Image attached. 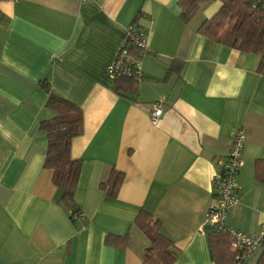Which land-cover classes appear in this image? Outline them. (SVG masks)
I'll list each match as a JSON object with an SVG mask.
<instances>
[{
  "label": "crops",
  "instance_id": "obj_1",
  "mask_svg": "<svg viewBox=\"0 0 264 264\" xmlns=\"http://www.w3.org/2000/svg\"><path fill=\"white\" fill-rule=\"evenodd\" d=\"M219 5L204 3L183 22L178 0L0 2V264H144L151 243L134 223L141 211L170 242L171 264H219L208 242L215 227L205 216L212 177L237 128L245 133L243 165L223 223L257 232L264 221L257 177L264 74L259 54L197 31ZM131 24L147 36L142 77L115 81L106 66ZM48 92L81 109L82 129L70 143L80 160L75 220L44 167ZM112 171L123 175L115 195L100 184ZM262 249L236 264H256Z\"/></svg>",
  "mask_w": 264,
  "mask_h": 264
},
{
  "label": "trees",
  "instance_id": "obj_2",
  "mask_svg": "<svg viewBox=\"0 0 264 264\" xmlns=\"http://www.w3.org/2000/svg\"><path fill=\"white\" fill-rule=\"evenodd\" d=\"M213 1H219V7L211 16L201 21L197 31L215 42L239 51L259 54L257 71L264 74V0H178L179 18L183 22H189L202 4ZM132 26L140 30L139 27ZM126 48L131 55L141 56V48L130 40L126 42ZM114 79L127 83H135L139 80L127 76H118ZM46 106L53 115L40 122L47 138L44 167L52 170V181L59 190V200L68 208L70 218L75 220L77 218H73V213L78 210L72 207V204L80 171V160L71 157L70 143L82 129L81 109L73 102L50 92ZM261 163L264 162L257 161L259 165L257 177L264 180V170H262L264 168L261 167ZM122 177L121 172L112 171L108 179L100 184L102 187H108L110 195H115ZM134 223L151 243L145 249L143 263L171 264L176 253L172 250L170 242L158 232L156 221L152 220L147 212L141 211ZM233 240V235L225 228H214L209 232V246L217 263L236 264L246 256L236 258L238 251L232 248ZM260 246L264 248V241ZM256 264H264V249Z\"/></svg>",
  "mask_w": 264,
  "mask_h": 264
},
{
  "label": "built area",
  "instance_id": "obj_3",
  "mask_svg": "<svg viewBox=\"0 0 264 264\" xmlns=\"http://www.w3.org/2000/svg\"><path fill=\"white\" fill-rule=\"evenodd\" d=\"M7 1L15 2L17 0ZM128 40L141 48V55L147 51L146 34L141 30L135 29L132 25H128L125 38L118 46L112 61L106 66V73L112 79L118 76L135 77L138 79L142 77L140 57L133 56L128 52L126 48ZM161 113L162 109L159 100L151 106V122H156ZM244 141L245 133L243 129L237 128L232 136L231 147L226 159L222 163L221 170L215 172L212 177L213 198L205 216L206 224L215 228H225L233 235L232 248L238 251L236 258H242L249 254L255 246H260L262 241H264V221L259 224V228L255 234H247L241 230L227 228L223 223L227 207L236 200L238 189L237 174L243 165L242 152ZM80 216V211L73 213V218H79Z\"/></svg>",
  "mask_w": 264,
  "mask_h": 264
}]
</instances>
